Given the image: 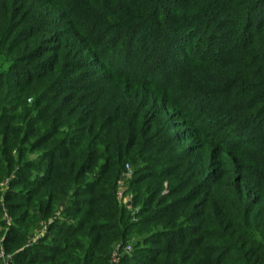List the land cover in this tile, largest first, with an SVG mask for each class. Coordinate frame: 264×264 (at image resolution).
Segmentation results:
<instances>
[{
	"label": "trees",
	"instance_id": "obj_1",
	"mask_svg": "<svg viewBox=\"0 0 264 264\" xmlns=\"http://www.w3.org/2000/svg\"><path fill=\"white\" fill-rule=\"evenodd\" d=\"M0 136L41 208L86 195L50 264L139 234L140 264H264V0H0ZM16 219L5 252L37 264Z\"/></svg>",
	"mask_w": 264,
	"mask_h": 264
},
{
	"label": "rangeland",
	"instance_id": "obj_2",
	"mask_svg": "<svg viewBox=\"0 0 264 264\" xmlns=\"http://www.w3.org/2000/svg\"><path fill=\"white\" fill-rule=\"evenodd\" d=\"M9 146V144L5 145L3 137L0 136V153L2 154L3 151L7 152V149L10 150ZM14 153L15 150L10 155L8 153L6 156L4 155L2 157V160L4 159V165L2 161L0 164V167L5 168L4 171L0 172V264H5V261L7 264H12V254L5 252L3 241L6 240L7 235L12 230H18L17 226H19L20 222L16 218L20 217H23L26 222L30 220L32 226L28 240L24 242V247L29 250V257L27 258L32 256L37 261V264H50V255L53 252V247L57 245V240L66 238L63 231L54 230L53 232L51 230L52 226L59 222V220L69 225L72 224L74 222L73 218L67 213L75 210L76 206H81L82 208L84 206L85 208L83 209L87 210L89 206L87 207L84 203L86 195L75 192V190L66 191L58 194L53 200L46 198L51 205L50 209L46 210V208H41L38 204V197L31 191L34 187L27 185L25 182V180L29 181L30 175L33 174V171L27 166V160H30V158L25 157L20 162L18 157L14 155L15 162H13L12 156ZM7 169L9 170V174H6ZM127 169V173L123 176L119 184L115 203H117L119 208L127 209L128 213L132 216L133 222H135L138 209L132 204L130 195H127L125 192L128 188L127 178L132 175L130 171L131 167ZM9 195L10 198H8ZM107 203L109 202L98 201L97 204L102 205ZM101 220L102 222H106L103 219ZM188 224L189 226H194L195 223L194 221H189ZM61 228L62 230H67L69 227L63 225ZM194 234L196 235L197 233ZM156 239L157 237L147 236V234L134 235L132 238H128L126 243L124 241L115 243L111 255H109L110 257L107 258V255L105 256L104 254H99V256L103 260L107 259L106 264H140L145 262L143 256H152L150 252H155L157 249L162 248ZM161 242L165 243L167 240L163 239ZM125 255H128V257H125ZM154 255L155 253H153ZM95 257L90 258V263L84 260L85 263L83 264H102V259H99L98 254Z\"/></svg>",
	"mask_w": 264,
	"mask_h": 264
},
{
	"label": "built area",
	"instance_id": "obj_3",
	"mask_svg": "<svg viewBox=\"0 0 264 264\" xmlns=\"http://www.w3.org/2000/svg\"><path fill=\"white\" fill-rule=\"evenodd\" d=\"M5 264H7V262L5 261Z\"/></svg>",
	"mask_w": 264,
	"mask_h": 264
}]
</instances>
